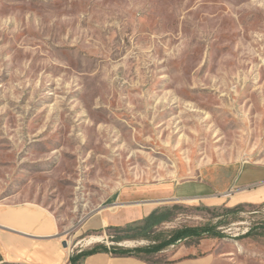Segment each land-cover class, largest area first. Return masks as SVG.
<instances>
[{
	"label": "rangeland",
	"instance_id": "obj_1",
	"mask_svg": "<svg viewBox=\"0 0 264 264\" xmlns=\"http://www.w3.org/2000/svg\"><path fill=\"white\" fill-rule=\"evenodd\" d=\"M232 162L264 164V0H0V205L50 213L72 254L206 226L219 236L147 253L264 264V205L167 201L139 229L83 228L121 188Z\"/></svg>",
	"mask_w": 264,
	"mask_h": 264
},
{
	"label": "crops",
	"instance_id": "obj_2",
	"mask_svg": "<svg viewBox=\"0 0 264 264\" xmlns=\"http://www.w3.org/2000/svg\"><path fill=\"white\" fill-rule=\"evenodd\" d=\"M167 201H195L207 207L227 208L264 205V164L213 163L200 168L190 179L121 188L108 206L88 216L83 228L95 233L132 227L142 223L154 206ZM62 241L50 213L32 206L0 205V264H69L72 251L63 247ZM164 252L161 249L156 254ZM151 255L143 250L115 254L103 245L84 256L81 264H213L215 260L209 252L162 260Z\"/></svg>",
	"mask_w": 264,
	"mask_h": 264
},
{
	"label": "trees",
	"instance_id": "obj_3",
	"mask_svg": "<svg viewBox=\"0 0 264 264\" xmlns=\"http://www.w3.org/2000/svg\"><path fill=\"white\" fill-rule=\"evenodd\" d=\"M153 218H154V214L151 213L142 221L141 224L143 226H148L153 220ZM135 228L139 229L141 228V225H135L132 227H125V228H113V229H117L119 231H129ZM203 234L210 235V236H219L217 233L212 232V229L210 227H206V226L204 227H185V228L174 231L173 234L169 236L168 239H166L162 243L155 245L153 247L134 248V249L111 248V250L115 254H131L133 250L134 251L143 250L145 252H154V251L161 250L162 248L168 245H171L177 242L178 240L185 239V238L200 237ZM102 248H103V245H95L90 249L81 250L78 253H73L72 255H70L68 259V263L69 264H81L82 258L84 256L92 254ZM2 264H5V263H2Z\"/></svg>",
	"mask_w": 264,
	"mask_h": 264
},
{
	"label": "bare ground",
	"instance_id": "obj_4",
	"mask_svg": "<svg viewBox=\"0 0 264 264\" xmlns=\"http://www.w3.org/2000/svg\"><path fill=\"white\" fill-rule=\"evenodd\" d=\"M97 241H99V237L91 236V237L87 240V243L97 242Z\"/></svg>",
	"mask_w": 264,
	"mask_h": 264
},
{
	"label": "water",
	"instance_id": "obj_5",
	"mask_svg": "<svg viewBox=\"0 0 264 264\" xmlns=\"http://www.w3.org/2000/svg\"><path fill=\"white\" fill-rule=\"evenodd\" d=\"M61 245H62L63 247H67V242H66L65 240H63L62 243H61Z\"/></svg>",
	"mask_w": 264,
	"mask_h": 264
},
{
	"label": "built area",
	"instance_id": "obj_6",
	"mask_svg": "<svg viewBox=\"0 0 264 264\" xmlns=\"http://www.w3.org/2000/svg\"><path fill=\"white\" fill-rule=\"evenodd\" d=\"M178 241H180V240H178Z\"/></svg>",
	"mask_w": 264,
	"mask_h": 264
}]
</instances>
